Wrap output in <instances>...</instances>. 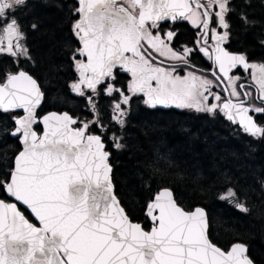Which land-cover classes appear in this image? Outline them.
Instances as JSON below:
<instances>
[{
  "label": "snow or ice",
  "instance_id": "snow-or-ice-1",
  "mask_svg": "<svg viewBox=\"0 0 264 264\" xmlns=\"http://www.w3.org/2000/svg\"><path fill=\"white\" fill-rule=\"evenodd\" d=\"M24 4L0 0V64L10 61L0 71V114L11 118L0 139L16 145L7 171L0 168V264H255L243 242L218 246L204 209L185 208L169 188L144 206L150 230L133 222L113 191L104 141L111 125L98 108L108 98L111 122L121 127L134 99L221 113L264 139V62L225 47L230 0H78V46L70 57L77 76L70 88L85 101L83 120L42 113L45 93L21 67L31 59L16 15ZM181 22L196 29L191 47L176 44ZM197 54L210 68L199 69L192 60ZM240 68L251 83L232 74ZM112 142L122 147L118 137ZM218 198L248 212L231 188Z\"/></svg>",
  "mask_w": 264,
  "mask_h": 264
},
{
  "label": "trees",
  "instance_id": "trees-1",
  "mask_svg": "<svg viewBox=\"0 0 264 264\" xmlns=\"http://www.w3.org/2000/svg\"><path fill=\"white\" fill-rule=\"evenodd\" d=\"M238 2L235 12L241 19L247 18V25L239 30L242 48L261 58L264 45L255 39H264V34L249 26L253 1ZM16 15L26 33L24 42L38 64L31 68L23 63L21 67L41 81L45 93L42 113L66 109L59 96L66 86L62 75L71 74L67 56L74 44L72 8L68 4L63 7L60 0H25ZM251 36L253 41L249 42ZM9 65L10 61L4 60L0 71L7 72ZM66 110L73 117L77 114ZM5 116L9 115L0 116V127L11 124ZM113 136L119 138L122 147H114ZM104 141L110 152L114 193L132 221L148 229L151 223L144 206L155 192L166 187L185 208L205 209L210 238L218 246L228 248L243 242L255 264H264V139H253L221 113L213 116L172 107L149 109L134 99L124 126L111 125ZM15 151L14 141L0 139V168L4 171ZM228 188L248 208L247 213L218 198Z\"/></svg>",
  "mask_w": 264,
  "mask_h": 264
},
{
  "label": "flooded vegetation",
  "instance_id": "flooded-vegetation-1",
  "mask_svg": "<svg viewBox=\"0 0 264 264\" xmlns=\"http://www.w3.org/2000/svg\"><path fill=\"white\" fill-rule=\"evenodd\" d=\"M252 10L254 11L253 16L251 17L252 20H250V29H252V31H262V33L264 34V0H252ZM61 4L63 7H65L67 4L70 5V7L72 8V25L70 26V31L72 32V39H73V51L75 50V48L78 46L77 44V39L73 34V24L74 22L79 18L77 15H75V10L76 7L78 6V3L76 0H60ZM230 7L233 9V11H231L228 15H227V19L228 22L230 24V39L229 42L225 45V47L233 53H243L246 54L249 62H253V63H262L264 62V56H260L261 58H259V56H257L255 53H248L246 51H244V49L242 48V39L239 33V30H241V26H246L247 22L245 23L243 19H241L240 16H238L237 12H235V10H239V2L238 0H230ZM171 23V22H169ZM165 27L167 28L168 25L166 24ZM177 29H178V36L176 37V44L177 46L181 45V44H185L187 46H193L195 43V40L197 38L196 36V29H194L193 27H191V25L188 22H181L177 24ZM236 30V31H235ZM221 31H223L221 29ZM251 31V33H252ZM252 36L254 38V34L252 33ZM251 38L249 39V42H252L253 39ZM257 44H261V41H264V39L259 38V39H255ZM71 57V53L67 56L70 64V68H71V74L70 75H62L61 77V81L62 83L66 86L63 88V91L60 92V100L62 102L63 107H65L66 109H71V111H75L76 115L74 117H79L81 120H83L85 118V116L87 115L85 112V101L81 98H79L75 93H73L71 91L70 88V84L76 79V72H75V68H74V63L73 61L70 59ZM193 62L198 65L199 69L203 70V69H208L210 68L211 62L208 61L205 57H203L200 54L194 55L192 57ZM25 64L28 66L33 68V67H37L38 64L36 62V60L31 56V59L26 61ZM13 66L11 65L12 69L11 71H13ZM24 68V67H23ZM19 69L16 68L15 71H18ZM24 70H26L24 68ZM13 71V72H15ZM29 74H31L28 70H26ZM197 74H200V72H198ZM234 75H238L243 77L244 79H247L250 83H251V76L249 72H245L243 68H240L238 70H233ZM211 78V77H209ZM36 79V78H35ZM122 80H124V77H121ZM38 83L41 84V81H39V79H37ZM43 83V82H42ZM42 86V84H41ZM43 88V86H42ZM68 90V95H66ZM254 91V88L252 89ZM140 102L148 107L149 109H168V108H176L174 106H169V107H165L162 105H157L156 107H149L147 105H145L142 101V99H139ZM98 108L100 109L101 115L104 118V122L106 125H110L109 121H110V116H111V101L106 98V97H101L98 101ZM129 108V107H128ZM66 109L62 110V111H66L69 113V111H67ZM73 109V110H72ZM178 109V108H177ZM51 111V110H50ZM73 111V112H74ZM70 114V113H69ZM71 115V114H70ZM1 116V114H0ZM6 119L9 120V124L11 121L10 115L7 117L5 116ZM4 118V119H5ZM89 119H93L94 116L92 115H88ZM1 125V124H0ZM11 125V124H10ZM10 127V126H9ZM95 131V129H94ZM105 139V137H104ZM151 228V224L150 227L146 230H149Z\"/></svg>",
  "mask_w": 264,
  "mask_h": 264
},
{
  "label": "water",
  "instance_id": "water-1",
  "mask_svg": "<svg viewBox=\"0 0 264 264\" xmlns=\"http://www.w3.org/2000/svg\"><path fill=\"white\" fill-rule=\"evenodd\" d=\"M77 1V3H78V0H76ZM51 112H56L57 114H62V113H65L66 111H55V110H51V111H47V112H45L44 114H46V113H51ZM68 113V112H67ZM108 163H109V161H108ZM109 165H110V167H111V169H112V166H111V164L109 163ZM112 172V171H111ZM110 179H111V173H110ZM111 182H112V179H111ZM112 185H113V182H112ZM160 190V189H159ZM158 190V191H159ZM113 191H114V185H113ZM156 193V192H155ZM154 193V194H155ZM115 194V193H114ZM153 194V195H154ZM117 197V196H116ZM117 200L119 201V199L117 198ZM120 203V202H119ZM121 205V204H120ZM121 207H122V205H121ZM196 207H200V206H196ZM195 208V207H194ZM193 208V209H194ZM202 208V207H201ZM204 209V208H203ZM204 211H205V209H204ZM205 213H206V211H205ZM206 217H207V214H206ZM134 222V221H133ZM208 222V221H207ZM150 230V229H149ZM230 247V246H229Z\"/></svg>",
  "mask_w": 264,
  "mask_h": 264
},
{
  "label": "rangeland",
  "instance_id": "rangeland-1",
  "mask_svg": "<svg viewBox=\"0 0 264 264\" xmlns=\"http://www.w3.org/2000/svg\"><path fill=\"white\" fill-rule=\"evenodd\" d=\"M178 109H181V108H178ZM187 110H193V111H195L194 109H187ZM196 112V111H195ZM126 118V117H125ZM109 123H110V125H118V124H114L113 122H111V119H110V121H109ZM120 126V125H119ZM242 132H243V130H242ZM253 139H255V137H252ZM162 160H164V162H166V160L165 159H162Z\"/></svg>",
  "mask_w": 264,
  "mask_h": 264
}]
</instances>
